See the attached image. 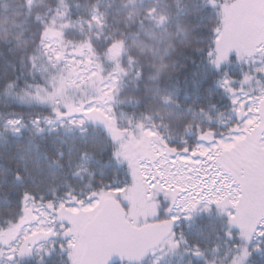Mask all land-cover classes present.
<instances>
[{
  "label": "snow or ice",
  "instance_id": "obj_1",
  "mask_svg": "<svg viewBox=\"0 0 264 264\" xmlns=\"http://www.w3.org/2000/svg\"><path fill=\"white\" fill-rule=\"evenodd\" d=\"M0 264H264V0H6Z\"/></svg>",
  "mask_w": 264,
  "mask_h": 264
},
{
  "label": "trees",
  "instance_id": "obj_2",
  "mask_svg": "<svg viewBox=\"0 0 264 264\" xmlns=\"http://www.w3.org/2000/svg\"><path fill=\"white\" fill-rule=\"evenodd\" d=\"M6 3V0H0V8Z\"/></svg>",
  "mask_w": 264,
  "mask_h": 264
}]
</instances>
